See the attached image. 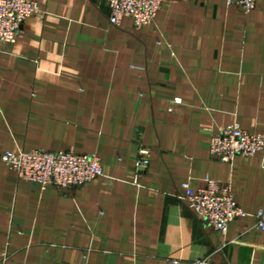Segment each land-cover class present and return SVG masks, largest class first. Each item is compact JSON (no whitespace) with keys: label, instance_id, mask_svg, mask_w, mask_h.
Segmentation results:
<instances>
[{"label":"crops","instance_id":"0c3cea01","mask_svg":"<svg viewBox=\"0 0 264 264\" xmlns=\"http://www.w3.org/2000/svg\"><path fill=\"white\" fill-rule=\"evenodd\" d=\"M34 1L43 17L0 48V156L72 150L99 157L104 176L42 189L0 160V264H264L252 215L222 234L178 198L210 178L249 214L264 210V152L209 153L225 126L264 133V0L249 12L165 0L139 29L111 25L106 0Z\"/></svg>","mask_w":264,"mask_h":264},{"label":"built area","instance_id":"2783aa9c","mask_svg":"<svg viewBox=\"0 0 264 264\" xmlns=\"http://www.w3.org/2000/svg\"><path fill=\"white\" fill-rule=\"evenodd\" d=\"M108 21L119 26L125 17L131 18L136 28L152 22L165 0H106ZM257 0H223L230 6L251 11ZM43 10L34 0H0V48L13 44L22 34V24L28 18L40 19ZM264 152V133L243 130L238 125L219 129L209 141L210 155L223 163H231L237 156H254ZM151 152L142 147L134 160L130 181L141 187ZM0 160L11 168L18 179L37 184L42 189L57 187L69 190L104 176L101 160L97 156L80 154L72 150L49 152L43 149L17 152L6 151ZM203 188L195 189L189 183L182 185L178 198L213 230L225 234L230 222L252 215L257 226L264 231V210L249 214L235 200L228 183L207 178ZM190 264H205L194 260ZM224 264H244L225 262Z\"/></svg>","mask_w":264,"mask_h":264}]
</instances>
